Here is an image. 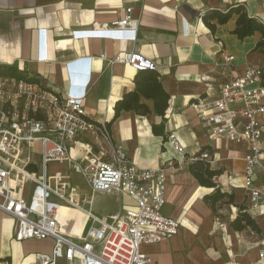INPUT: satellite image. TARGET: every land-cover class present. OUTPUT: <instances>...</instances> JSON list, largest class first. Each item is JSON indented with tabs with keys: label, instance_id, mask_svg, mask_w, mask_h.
Segmentation results:
<instances>
[{
	"label": "crops",
	"instance_id": "crops-1",
	"mask_svg": "<svg viewBox=\"0 0 264 264\" xmlns=\"http://www.w3.org/2000/svg\"><path fill=\"white\" fill-rule=\"evenodd\" d=\"M238 5L264 26V0H0V69L14 67L56 92L66 91L70 74L77 82L76 90L89 79L83 110L91 122L106 127L109 142H101L104 150L109 153L113 147L120 148L142 169L164 167L165 203L161 213L177 221L179 230L162 242L140 247L149 264H226L232 259L236 264H252L264 251V205L251 211L243 187L247 145L223 136L211 137L207 124L191 108L198 99L217 97L227 81V73L220 66L223 57L234 58L235 74L247 65L264 68V54L256 49L264 33L237 39L232 34L236 14L223 25L210 21L215 26L213 32L201 19L210 11L225 12ZM126 8L132 9L131 20L137 24L135 41L72 37L73 32L113 26L124 18ZM41 44L45 62L37 60ZM126 51L136 52L156 65L161 86L169 96L163 117L154 113L151 100L142 98L140 102L148 110L145 114L121 112L114 117L115 103L133 89L137 73L127 64L110 63ZM79 60L85 64L69 71L67 64ZM153 126H162L163 135L153 134ZM170 133L184 148V159L168 143ZM262 142L264 145V133ZM203 152L212 159L210 169L220 171L213 179L215 188L199 185L188 170ZM71 155L80 156L75 149ZM262 158L264 163V154ZM50 165L56 167L48 172L67 175L88 202L85 208L103 221L134 207L126 195L114 191L91 193L81 176L67 172L58 163ZM254 183L264 186L262 171H256ZM216 189L231 195V202L226 198L213 205L207 202L206 197ZM240 206L254 221L256 231L231 228ZM57 224L62 233L78 238L89 220L84 210L62 208ZM13 227L14 220L0 213V264H37L34 254L52 251L51 239L16 242ZM57 264L66 262L59 260Z\"/></svg>",
	"mask_w": 264,
	"mask_h": 264
},
{
	"label": "built area",
	"instance_id": "built-area-1",
	"mask_svg": "<svg viewBox=\"0 0 264 264\" xmlns=\"http://www.w3.org/2000/svg\"><path fill=\"white\" fill-rule=\"evenodd\" d=\"M131 8L113 26L73 32V38H109L135 41L137 24ZM41 34H43L41 32ZM232 56L222 58L220 66L227 81L216 98L198 99L191 108L207 124L211 137L247 145L244 155L243 187L250 210L264 205V186L255 185L256 171L264 174V68L247 65L239 74L232 68ZM40 62L47 61L40 47ZM87 62V60H86ZM110 63L127 64L135 71L156 70V65L133 51L118 53ZM85 64H67L69 71ZM72 74L65 92H56L39 83L0 76V213L14 220L13 238L53 241L49 254L36 253L37 264H149L141 253L144 244H156L175 235L179 223L161 213L165 203L164 167L142 169L131 163L120 148L109 153L101 143L109 142L104 125L87 119L83 100L89 79L76 90ZM263 120V123L261 122ZM173 150L184 159V148L174 133L167 136ZM75 149L80 156L75 158ZM200 160L211 163L207 152ZM58 163L67 172L81 176L91 193L119 192L134 202L132 209L108 222L95 216L61 172L50 174L48 165ZM62 208L84 210L89 225L74 238L62 233L57 216ZM264 264V251L258 254ZM226 264H236L234 259Z\"/></svg>",
	"mask_w": 264,
	"mask_h": 264
},
{
	"label": "trees",
	"instance_id": "trees-1",
	"mask_svg": "<svg viewBox=\"0 0 264 264\" xmlns=\"http://www.w3.org/2000/svg\"><path fill=\"white\" fill-rule=\"evenodd\" d=\"M233 14H236L237 18L235 21V29L232 34L235 35L237 39L243 40L252 36L255 32L264 33V26L253 18H250L246 13L245 8L240 5L230 7L225 12L216 10L210 11L201 16V19L203 23L213 32L215 26L212 25L210 21L215 20L217 21V24L223 25ZM256 49L264 54V40L257 43ZM0 76L40 83V80L37 77L32 76L28 78L24 75V73L9 66L0 69ZM141 98L151 100L153 103L154 113L161 117L164 116L168 107L169 96L163 90L159 80V74L156 70L137 71L133 78V89L125 93L115 103L114 117H117L121 112L142 111V113L145 114L148 110L146 106L140 102ZM152 132L155 135H163V128L162 126H153ZM200 153L197 157L201 155ZM188 170L199 185L207 188H215L216 185L214 184L213 179L220 174V171L211 170L209 164L200 159L189 164ZM224 198H226L228 202H231L232 200L231 195L221 193L219 189H216L212 195L206 197V200L213 205ZM230 226L235 231H242L247 228L256 231L254 221L241 206L239 207L237 216L230 222Z\"/></svg>",
	"mask_w": 264,
	"mask_h": 264
},
{
	"label": "rangeland",
	"instance_id": "rangeland-1",
	"mask_svg": "<svg viewBox=\"0 0 264 264\" xmlns=\"http://www.w3.org/2000/svg\"><path fill=\"white\" fill-rule=\"evenodd\" d=\"M56 166H51L50 164H49V166H48V170L50 171L51 169H54Z\"/></svg>",
	"mask_w": 264,
	"mask_h": 264
}]
</instances>
